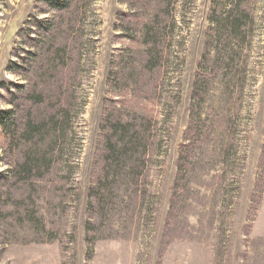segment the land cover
<instances>
[{
    "label": "rangeland",
    "instance_id": "rangeland-1",
    "mask_svg": "<svg viewBox=\"0 0 264 264\" xmlns=\"http://www.w3.org/2000/svg\"><path fill=\"white\" fill-rule=\"evenodd\" d=\"M12 108L0 264H264V0H0Z\"/></svg>",
    "mask_w": 264,
    "mask_h": 264
},
{
    "label": "trees",
    "instance_id": "trees-1",
    "mask_svg": "<svg viewBox=\"0 0 264 264\" xmlns=\"http://www.w3.org/2000/svg\"><path fill=\"white\" fill-rule=\"evenodd\" d=\"M48 4L56 9L59 10H63L66 9V7L69 6V0H47ZM36 24L40 25L42 22H44V20H40V19H36ZM221 27L223 28H230V29H235L236 27H238L237 24V19H234V17H232V13L229 16H226V18H224L221 21H217ZM18 62L14 61L12 63L11 66V70L14 72H18L21 68L20 66H18ZM18 67V69L16 68ZM17 87H22L21 85H16ZM15 109H9V110H0V122L1 124L4 126V128H8L12 123H14L15 121H13L12 119V115L14 113Z\"/></svg>",
    "mask_w": 264,
    "mask_h": 264
}]
</instances>
